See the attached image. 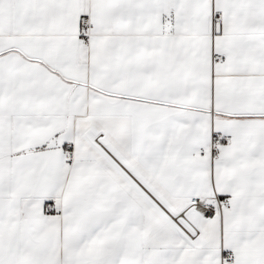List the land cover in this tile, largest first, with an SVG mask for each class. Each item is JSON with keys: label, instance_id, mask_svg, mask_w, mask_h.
Listing matches in <instances>:
<instances>
[{"label": "snow or ice", "instance_id": "snow-or-ice-1", "mask_svg": "<svg viewBox=\"0 0 264 264\" xmlns=\"http://www.w3.org/2000/svg\"><path fill=\"white\" fill-rule=\"evenodd\" d=\"M0 264H264V0H0Z\"/></svg>", "mask_w": 264, "mask_h": 264}]
</instances>
